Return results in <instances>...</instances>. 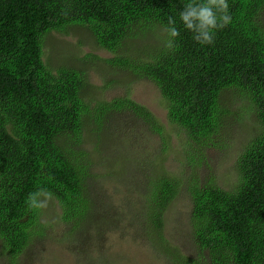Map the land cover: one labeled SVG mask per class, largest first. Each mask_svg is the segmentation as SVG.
<instances>
[{
	"label": "trees",
	"instance_id": "16d2710c",
	"mask_svg": "<svg viewBox=\"0 0 264 264\" xmlns=\"http://www.w3.org/2000/svg\"><path fill=\"white\" fill-rule=\"evenodd\" d=\"M186 2L0 0V240L11 260L29 247L34 229L42 226L39 211H29L24 203L38 185L54 194L62 222L77 227L92 218L85 185L88 153L79 147L90 126L95 127L90 131L97 135L96 146L104 139V126L110 129L109 114L130 112L160 133L159 120L135 100L91 97L81 61L97 56H71V65L63 57L54 69L42 61L50 34L84 28L111 54L100 61L157 86L166 119L196 145L193 155L187 152L190 165L196 156L203 160L213 134L233 110L229 105L245 101L253 124L235 161L237 181L226 190L213 176L199 182L192 171L186 189L198 252L177 257L173 264H264V0H227L231 23L216 32L213 44L203 46L178 20ZM170 16L177 18L180 29L175 50L163 43L162 27ZM152 38V49H135L136 42ZM152 178L139 200L144 227L165 251L164 215L182 180L162 170Z\"/></svg>",
	"mask_w": 264,
	"mask_h": 264
},
{
	"label": "rangeland",
	"instance_id": "374dc122",
	"mask_svg": "<svg viewBox=\"0 0 264 264\" xmlns=\"http://www.w3.org/2000/svg\"><path fill=\"white\" fill-rule=\"evenodd\" d=\"M261 22L264 24V12ZM126 41L129 47L134 46L131 40ZM136 44L135 49L146 52L153 48L155 39ZM84 54L97 56L81 61L94 89L88 90L91 97L107 101L129 97L152 112L162 128L158 134L130 112L109 114L106 124L113 134L104 126V139L96 146L97 135L90 131L95 127L90 126L83 132L79 147L88 153L85 185L94 212L92 218L77 227L72 222H62L57 202L52 199L47 209L39 211L42 226L34 229L37 233L16 261L2 251L0 240V264H173L180 256L195 257L198 248L189 224L192 203L187 182L194 171L199 182L213 176L222 189L233 187L237 181L235 161L253 124L245 114V101L229 105L233 110L224 127L213 134L203 160L198 161L196 156V163L190 165L187 152L192 154L196 145L166 119L164 100L157 86L145 78H130L100 61L111 54L97 45L89 30L53 32L45 42L43 59L54 69L60 66L63 57L74 64L71 56L80 59ZM111 78L115 79L112 86L103 88ZM237 107L243 110L235 112ZM162 138L168 139L167 142H162ZM161 170L182 180L179 193L164 215L162 234L168 245L165 251L156 246L144 227L139 200L144 197L145 185Z\"/></svg>",
	"mask_w": 264,
	"mask_h": 264
},
{
	"label": "clouds",
	"instance_id": "9594fccd",
	"mask_svg": "<svg viewBox=\"0 0 264 264\" xmlns=\"http://www.w3.org/2000/svg\"><path fill=\"white\" fill-rule=\"evenodd\" d=\"M178 20L184 30L192 33V39L203 46L213 44L216 32L228 26L232 17L227 0H187ZM162 32L165 36L163 41L165 49L175 50L178 47L176 40L180 36L177 18L168 17ZM53 198L54 194L51 191L38 185L36 190L28 193L24 203L29 211H42L48 208Z\"/></svg>",
	"mask_w": 264,
	"mask_h": 264
}]
</instances>
